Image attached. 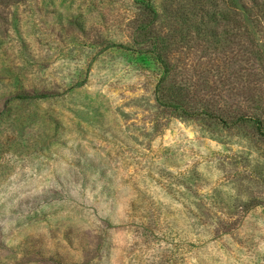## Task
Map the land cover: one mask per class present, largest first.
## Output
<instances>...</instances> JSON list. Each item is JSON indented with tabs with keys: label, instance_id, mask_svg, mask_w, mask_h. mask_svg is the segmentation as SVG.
I'll list each match as a JSON object with an SVG mask.
<instances>
[{
	"label": "rangeland",
	"instance_id": "rangeland-1",
	"mask_svg": "<svg viewBox=\"0 0 264 264\" xmlns=\"http://www.w3.org/2000/svg\"><path fill=\"white\" fill-rule=\"evenodd\" d=\"M151 1L0 0V264H264V30Z\"/></svg>",
	"mask_w": 264,
	"mask_h": 264
},
{
	"label": "trees",
	"instance_id": "trees-1",
	"mask_svg": "<svg viewBox=\"0 0 264 264\" xmlns=\"http://www.w3.org/2000/svg\"><path fill=\"white\" fill-rule=\"evenodd\" d=\"M133 1L139 4L140 10L146 13L149 16V18L151 17L150 22L145 21V22H141L140 24H138L139 32L146 35V32H148V28L154 23L158 15L156 12L155 6L151 0H133ZM232 1L234 2V0ZM248 3L250 4V6L245 1H243V8H242L243 15L241 17L242 23L247 29H250V30L257 29L259 31H263L264 30V0H251V2L248 1ZM147 39L149 40L151 39V37ZM158 41L159 39L158 40L155 39L151 41L152 42L150 43L151 51L156 52V54H158L157 56L159 58L160 63L163 66L167 67V64H168L167 60L162 55H160L158 52V46L160 45L159 44L160 42L158 43ZM146 42L147 41H144V43ZM139 52L141 53L142 50L139 49ZM166 74L167 72L164 74V76H166ZM48 97H50L48 92L31 93V92L21 91V92L15 93L12 99L25 104L27 102L28 103L34 102L37 98L47 99ZM241 120L252 121L255 129L259 133L262 134L263 123L260 117H257L255 115H251V116L243 115L241 116ZM30 124L31 122L28 125Z\"/></svg>",
	"mask_w": 264,
	"mask_h": 264
}]
</instances>
